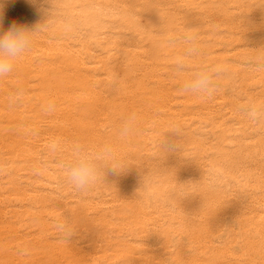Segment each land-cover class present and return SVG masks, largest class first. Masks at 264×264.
I'll list each match as a JSON object with an SVG mask.
<instances>
[{"label":"bare ground","instance_id":"obj_1","mask_svg":"<svg viewBox=\"0 0 264 264\" xmlns=\"http://www.w3.org/2000/svg\"><path fill=\"white\" fill-rule=\"evenodd\" d=\"M102 3L119 16L85 40L41 34L14 70L31 75L24 93L0 87V264H264V124L238 110L264 102V72L241 66L264 47V0ZM41 20L28 0H9L0 31ZM185 30L208 62L238 74L236 92L227 79L212 99L180 91L170 67L180 49L165 41ZM131 113L136 131L121 138ZM53 140L62 154L47 153ZM74 143L110 144L120 171L74 192L58 163ZM65 219L75 225L67 240L56 228Z\"/></svg>","mask_w":264,"mask_h":264},{"label":"clouds","instance_id":"obj_2","mask_svg":"<svg viewBox=\"0 0 264 264\" xmlns=\"http://www.w3.org/2000/svg\"><path fill=\"white\" fill-rule=\"evenodd\" d=\"M41 16L40 23L29 28L22 24L12 23L6 31H0V79L13 73L17 63L28 54L38 36L49 33L54 39L79 41L88 38L95 24L104 19L119 16L115 5L102 3V0H28ZM9 0H0V26L3 24L5 6ZM167 47L180 49L171 61V71L177 77H182L180 91L212 99L222 90V81H230L229 89L236 92L238 74L232 72L223 63L208 62L204 57L199 34L194 30H185L171 34L165 41ZM250 55L241 58V66L254 72H264V47L252 49ZM197 61L199 63H197ZM22 94V93H21ZM55 105L48 102L43 106L46 113L54 111ZM239 112L253 124H264V102L243 100L238 105ZM137 116L131 113L119 125V135L126 138L135 133ZM180 137L179 131H173ZM179 145H170L174 150ZM64 148L59 141L53 140L47 147V153L52 156L62 154ZM116 154L110 144L98 149H89L80 143H74L61 155L58 163L62 183L74 192L87 193L105 180L106 170L113 173L120 171L116 164ZM149 179L142 178V186H147ZM210 187H217L219 179L209 175ZM56 228L61 239L67 240L75 233V225L66 219L57 221ZM25 253L27 249L23 250Z\"/></svg>","mask_w":264,"mask_h":264},{"label":"rangeland","instance_id":"obj_3","mask_svg":"<svg viewBox=\"0 0 264 264\" xmlns=\"http://www.w3.org/2000/svg\"><path fill=\"white\" fill-rule=\"evenodd\" d=\"M25 73V76H24V73ZM22 73H23V75H22V73H21V75H20V73H14V71H13V73L12 74H10L8 77H6V78H4L3 80L2 79H0V80H2L1 82H0V87H3V85H4V87L3 88H7V89H10V91H13L15 94H21V93H24V90H25V88L30 84V82H29V80L31 79L30 78V76L31 75H29V74H27L26 73V71H23ZM19 74V75H18ZM27 74V75H26ZM17 76V77H16ZM29 76V77H28ZM28 78H30V79H28ZM64 78V80L63 79H61V80H63L64 82H66V83H64L63 82V84L62 85H64V84H69L68 82V79H69V77H66V75L63 77ZM5 79H7V81L5 80ZM12 79V80H11ZM13 79H14V81H13ZM21 79V80H20ZM67 79V80H66ZM15 80H16V82H15ZM17 80H18V82H17ZM20 80V81H19ZM55 80H58V79H55ZM6 81V82H5ZM21 81H23V83L21 82ZM54 80H51V82H53ZM11 82H13L12 84H11ZM28 82V83H27ZM46 82H49L50 83V80H47ZM70 82H71V80H70ZM18 83V84H17ZM7 86H6V85ZM16 84V85H15ZM24 85V87H21V86H23ZM10 86V87H9ZM18 87V88H17ZM20 87V88H19ZM13 88H15L16 90H14ZM24 88V89H23ZM12 89V90H11ZM258 90H260L259 88L258 89H256V91L254 90V92L255 93H258ZM18 91V92H17ZM21 91V92H20ZM230 159H233V160H235L234 158H230ZM238 167V166H237ZM237 241H239L240 242V239H236ZM236 240H233V242L232 241H230V240H226L227 242H225L226 244L225 245H229L230 247H232V250H233V245L234 244H232V243H235V242H237ZM229 241V242H228ZM231 245H230V244ZM238 243V242H237ZM239 244H241V243H239Z\"/></svg>","mask_w":264,"mask_h":264}]
</instances>
